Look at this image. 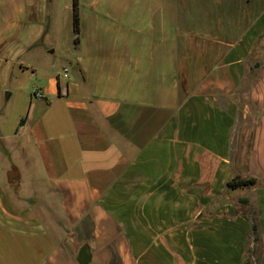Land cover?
<instances>
[{
    "label": "crops",
    "instance_id": "obj_1",
    "mask_svg": "<svg viewBox=\"0 0 264 264\" xmlns=\"http://www.w3.org/2000/svg\"><path fill=\"white\" fill-rule=\"evenodd\" d=\"M50 1L0 0V264H79L82 246L87 264H247L239 198L264 239V0H78L77 46L71 0L62 74ZM24 71L35 83L4 97Z\"/></svg>",
    "mask_w": 264,
    "mask_h": 264
},
{
    "label": "rangeland",
    "instance_id": "obj_2",
    "mask_svg": "<svg viewBox=\"0 0 264 264\" xmlns=\"http://www.w3.org/2000/svg\"><path fill=\"white\" fill-rule=\"evenodd\" d=\"M71 0H51L48 3V9L51 10L52 8L55 9V12L53 14H51L52 19L50 21V27L52 28V30H49V35H45L43 37V48L45 50V56H47L49 58V60H52L54 62V67L52 69V71H59V74L62 73H67L64 71V66L65 64V49L63 46L59 45V39H61L62 37V11H63V6L66 2H69ZM57 7H61L60 12H56ZM47 10V8H46ZM49 23L48 19H47V14H45V20L44 23ZM45 23V24H46ZM45 24H41V31H43L44 27L46 26ZM45 25V26H44ZM44 26V27H43ZM30 36V33H28V37ZM46 70L44 71V78L47 81L46 84L48 85V80H49V76L48 73L46 72ZM35 77L32 76V74L30 73V71H24L21 72L18 77L15 79L14 77L12 78V81L8 83V85L6 86V88H4V97H5V93L6 92H10L12 89H22L23 91H25V85L29 84V83H35L34 82ZM15 86H17L18 88H14ZM33 87V86H32ZM44 90L47 93H50V91L52 90V87L49 86V88H44ZM32 91V90H31ZM10 110V103H8L6 106H4V112L5 114L8 113V111ZM253 124V120L251 119H247L245 121V125L243 127L246 128V130ZM5 145L3 143V146L0 145V149H4ZM20 152V151H19ZM16 157H18L17 159H19L20 161L22 160V158H20V155H17ZM11 160L15 161L14 156H12ZM22 165V171L24 169L27 168L28 165L26 163H20ZM19 164V165H20ZM29 168V165H28ZM27 168V169H28ZM47 180L45 179V182ZM239 194H243L242 190H237L236 191ZM249 199L251 200L252 204L249 205L248 203V199L246 198H239L237 200V207L239 212L240 211H244V213L248 214L251 217V223L256 224L257 225V218L256 216L257 211H258V206L254 201V197H250L251 195L248 194ZM264 239L261 238L259 236V232H258V228L256 233L248 239V248H247V254H246V263L247 264H261L262 260L264 258Z\"/></svg>",
    "mask_w": 264,
    "mask_h": 264
},
{
    "label": "trees",
    "instance_id": "obj_3",
    "mask_svg": "<svg viewBox=\"0 0 264 264\" xmlns=\"http://www.w3.org/2000/svg\"><path fill=\"white\" fill-rule=\"evenodd\" d=\"M72 30H73V42L74 45L77 46L79 43V13H78V0H72ZM22 120H20L21 122ZM256 184L255 179H241L239 177L234 178L232 181L228 182L226 186L230 190H237L242 188H249ZM257 231L256 224L252 223V232L255 234ZM261 264H264V259Z\"/></svg>",
    "mask_w": 264,
    "mask_h": 264
},
{
    "label": "water",
    "instance_id": "obj_4",
    "mask_svg": "<svg viewBox=\"0 0 264 264\" xmlns=\"http://www.w3.org/2000/svg\"><path fill=\"white\" fill-rule=\"evenodd\" d=\"M91 255L87 246H82L77 255V261L79 264H87L90 261Z\"/></svg>",
    "mask_w": 264,
    "mask_h": 264
},
{
    "label": "built area",
    "instance_id": "obj_5",
    "mask_svg": "<svg viewBox=\"0 0 264 264\" xmlns=\"http://www.w3.org/2000/svg\"><path fill=\"white\" fill-rule=\"evenodd\" d=\"M66 68H64V71L66 72ZM34 96H36V97H42V92H40L39 90H35L34 91Z\"/></svg>",
    "mask_w": 264,
    "mask_h": 264
}]
</instances>
